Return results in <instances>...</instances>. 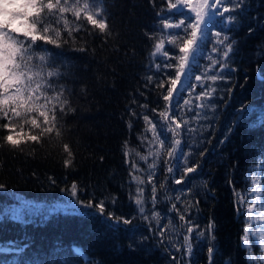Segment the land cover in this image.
I'll return each instance as SVG.
<instances>
[{
    "label": "trees",
    "instance_id": "1",
    "mask_svg": "<svg viewBox=\"0 0 264 264\" xmlns=\"http://www.w3.org/2000/svg\"><path fill=\"white\" fill-rule=\"evenodd\" d=\"M106 8L109 27L105 33L82 20L77 23L83 24L84 29L73 32L75 41L68 38V43H62L63 53L57 60L67 73L63 80L68 90L65 95L74 111L58 113L60 135L54 130L42 136L39 143L27 141L12 148L3 139L7 131L0 127V184L5 185L0 190V264H177L171 255L187 264L183 248L177 252L173 247H181L186 233L177 212L169 211L173 203L182 211L191 203V219L201 229L206 228L210 218L215 221L213 264H225L228 258L231 264H264V251L258 237L253 249L257 260L249 261L248 250L242 248L247 205L239 216L235 207L240 197L251 191L249 172L253 171V162L257 165L256 172L260 171L258 165L264 163V125H259L264 117V81L257 76L258 69L264 72V58L257 55L258 51L264 53V0H249L242 23L230 33L237 42V50L229 61L237 71L225 73L230 76V83L213 82L206 77L201 82L195 80L196 74L203 75L212 66V59L207 57L215 55L211 43L215 37L211 33L220 29L217 23L210 28L205 51L193 64L191 73L182 75L183 86L179 81L176 84V88L182 89L175 94L176 116L181 122L188 121L187 125L182 123V129L191 128L183 134L186 145L191 146V150L185 147L188 164H199L197 172L189 174L194 179L179 185L174 181L183 176L184 165L175 175L168 173V148H160L158 141H153L142 118V114H147L163 125L168 147H171L172 133L167 131L171 116L160 115L166 105L161 94H166L171 86L170 78L176 77L177 61H166L173 67L164 69L163 76L155 73L150 54L161 36L156 34L150 39L146 34L153 32L158 19L156 12L161 8L167 11V4L155 0L154 7L149 0H106ZM189 14L194 20V13ZM69 19L75 20L70 14ZM176 19L178 22L179 17ZM59 27L63 28V24ZM62 36L67 38V32ZM81 47L87 51L74 50ZM165 47H171L179 55L178 48L167 42ZM158 59L164 60V57ZM153 74V82L148 83L147 76ZM161 78L165 82L163 89L156 86ZM200 83L217 91L213 101L215 108L206 109V117L196 118L195 111H205L194 108L195 103H200L195 95L202 89L199 86L195 92L185 89ZM229 87L231 94L227 92ZM185 99L191 103L184 105ZM141 104H147V109L141 108ZM189 107H193V112L188 111ZM130 109L135 116L130 114ZM244 109L246 111H242ZM3 123L0 120V124ZM129 123L133 125L131 129ZM21 127L24 133L29 132L28 125ZM20 130L18 127L17 131ZM142 137L147 139L142 140ZM65 144L71 157L64 150ZM150 147L153 151L160 148L159 157H148V163L155 160L158 165L153 182L159 202L154 209L151 205L153 185L147 182V163L140 159L141 155L148 156ZM125 151L129 152L128 164ZM66 159L72 161L68 167H65ZM131 162L144 170L136 175L145 181L140 187L145 188L146 211L162 213L161 224L167 226L164 244L154 235L157 224L150 212L149 220H144L130 200V193L135 196L137 188L135 182L128 183ZM49 177L56 182L52 183ZM74 181L82 189L79 192L82 199L107 198L108 210L132 219L133 224H120L119 230L110 229L95 213L80 215L91 210L73 201L70 188ZM205 181L211 191L205 188ZM229 181H233L234 186ZM182 188H190L191 193H182ZM113 196L117 197L115 204ZM170 217L176 225L174 230L168 223ZM149 227L153 228V233L148 231ZM142 237L148 239L142 240ZM207 246L206 237L196 238L192 264H208Z\"/></svg>",
    "mask_w": 264,
    "mask_h": 264
},
{
    "label": "snow or ice",
    "instance_id": "2",
    "mask_svg": "<svg viewBox=\"0 0 264 264\" xmlns=\"http://www.w3.org/2000/svg\"><path fill=\"white\" fill-rule=\"evenodd\" d=\"M149 3L155 7V0H149ZM161 3L167 4V11L161 8L160 11L156 12L158 19L155 21L154 30L146 34L149 35L150 39L156 34L161 36L150 54L155 73H160L163 76L164 69L173 67L171 63L166 61L170 59L177 61L176 77L175 79L170 78L171 86L167 88L166 94H161L166 105L165 111L160 112V115L165 118L171 116L167 127V131L172 133L171 147H168L169 142L164 126L159 125L158 121L150 118L147 114H142V118L148 125L146 131L152 133L153 141H158L160 148H168V173L175 175L181 170V165H184L183 176L174 181L179 185L190 183L194 179L189 174L196 173L199 164H188V153L185 152V147L187 146L191 150V146L186 145L183 134L185 131H190L191 128L182 129V123L187 125L188 121L183 120L181 122L176 116L175 94L182 90L176 88V84L179 81L183 86L182 75L188 76L191 73L193 64L205 51V42L209 39L210 28L217 23L220 24V29L211 33L215 37L211 41L213 44L212 53L215 55L207 57L212 59V66L208 69V72H212V74L209 75L208 72L203 75L196 74L195 80L201 82L206 77L213 82L220 80L230 83V76L225 75V73L237 71L234 66L229 65V61L237 50V42L230 33L242 23V16L247 12L249 0H196V3H193V0H161ZM185 9L188 11L186 12ZM189 13H194V20ZM69 14L75 20H70ZM177 17H179L178 22ZM82 20H86L100 33H105L109 27L106 0H0V120L4 121L0 127L7 131L8 134L3 139L12 148H18L22 142L27 141L39 143L42 136L51 134L54 130L59 136L58 113L66 114L67 111H74L69 107V100L65 95L68 90L65 88L63 80L67 73L64 70V65L58 62L57 57L63 53L62 43H68V38L75 41L73 32L84 29L83 24L77 23ZM61 24H63V28L59 27ZM188 29H191L190 33ZM252 31L253 29L250 28L249 32ZM63 32H67V38L62 36ZM38 41L42 43H38ZM166 42L168 45L178 48L179 55L173 52L171 47H165ZM48 45L60 51L54 52L52 48L46 47ZM74 50L87 51L84 47ZM257 55L264 58V53L258 51ZM158 57H164V60H159ZM217 65L219 67H216ZM154 75L147 76L148 83L153 82ZM257 76L258 79L264 81V72L258 69ZM156 86L163 89L165 87L164 80L161 78ZM198 86L201 87L202 91L195 95V100L200 101V103H195L194 108L205 109V111H195L194 116L196 118L202 115L206 117V109L215 108L213 101L215 99L214 93L217 91L215 87L205 86L203 83L189 85L185 90L195 92V88ZM227 92L231 94L232 88L229 87ZM204 101H207V104ZM190 103L189 100H184V105ZM140 107L147 109L148 105L141 104ZM152 111L155 112L156 109H152ZM188 111L193 112V107H189ZM242 111H246V109ZM129 112L133 116L136 115L131 109ZM22 125L29 126L28 133L23 132ZM172 125L175 127L173 128ZM259 125H264V117H261ZM128 126L131 129L133 125L129 123ZM18 127L21 128L19 132L17 131ZM32 130H35V134H32ZM144 139L147 138L142 137V140ZM221 143L224 141L222 140ZM125 147H127V141ZM160 148L153 151L150 147L148 156H140V159L147 163V182L153 185L151 189L152 209L159 202L156 186L153 182L158 165L155 160L148 163V157H159ZM64 150L69 152L67 144L64 145ZM71 155L72 153L69 152V157ZM200 155L203 156L204 152H200ZM124 156L125 163H130L128 151L124 152ZM64 163L65 167H68L72 161L66 159ZM256 167L254 161L253 171L249 172L252 179L251 191L246 196H241L235 205L238 216L243 214L241 209L247 205L248 217L241 241L242 248L248 250L249 261L258 259L253 255L257 235L259 236L260 247L264 248V223L253 225L254 220L264 221V163L258 165L259 172L255 171ZM143 171L139 164L131 162V170L128 173L131 180L128 183L131 185L132 182H135L137 188L135 196L130 193V200L135 203L137 212L143 216L144 220H149L148 213L150 212L151 218L156 221L157 229L154 232L153 228L149 227L148 231L154 232V235L160 238L159 243L164 244L167 226L161 224L162 213L151 209L146 211L145 188L140 187L145 181L140 175H136V173ZM49 179L52 183L56 182L52 177ZM229 183L234 186L233 181H229ZM204 186L208 191H211L207 181H205ZM4 188L5 185L0 184V190ZM80 191L82 189H79L78 184L74 181L70 188L73 201L83 209L91 210L81 212L80 215L92 216L95 213L110 229L119 230L120 224L125 226L133 224L132 219L108 210L105 202L107 198L94 201L93 197L89 196L85 201L79 195ZM180 191L191 193L190 188L187 190L182 188ZM176 199L180 202V197ZM116 200L117 197L113 196L112 203L115 204ZM195 204L199 205L198 199ZM191 207L192 204L189 203L188 208L182 211L181 208H177L176 203H173L169 209V211L177 212L179 220L186 226L183 244L181 247L175 245L173 247L177 252L183 248L187 264H192L196 238L206 237L208 264H213L216 255L215 221L210 218L206 228L201 229L200 225L191 219L189 212ZM168 223L173 226L174 230L176 225L173 218L170 217ZM147 239L148 237H142V240ZM170 258L176 260L177 264H182V261L175 255H171ZM225 264H231L230 258L225 260Z\"/></svg>",
    "mask_w": 264,
    "mask_h": 264
},
{
    "label": "rangeland",
    "instance_id": "3",
    "mask_svg": "<svg viewBox=\"0 0 264 264\" xmlns=\"http://www.w3.org/2000/svg\"><path fill=\"white\" fill-rule=\"evenodd\" d=\"M193 3H196V0H193ZM256 223H261L260 221H253V225H255ZM257 237H258V244H259V246H260V243H259V236L257 235ZM263 251H264V248H262V247H260Z\"/></svg>",
    "mask_w": 264,
    "mask_h": 264
}]
</instances>
